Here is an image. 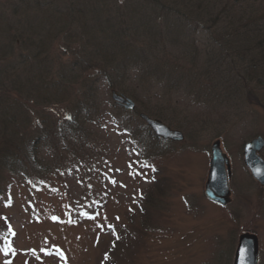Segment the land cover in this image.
Listing matches in <instances>:
<instances>
[{
	"label": "rangeland",
	"instance_id": "1",
	"mask_svg": "<svg viewBox=\"0 0 264 264\" xmlns=\"http://www.w3.org/2000/svg\"><path fill=\"white\" fill-rule=\"evenodd\" d=\"M102 1L109 20L129 25V56L161 52L155 67L130 62L113 85L101 75L111 59L103 72L63 70L87 60L88 40L62 34L69 23L54 12L72 1L0 0L11 23L0 24V98L16 114L14 145L29 151L39 140L31 163L0 174V264H234L246 233L264 264V188L243 156L264 137V0ZM42 31L45 52L31 42ZM113 90L136 111L116 105ZM140 114L184 141L157 138ZM218 141L232 165L226 207L205 196Z\"/></svg>",
	"mask_w": 264,
	"mask_h": 264
},
{
	"label": "trees",
	"instance_id": "2",
	"mask_svg": "<svg viewBox=\"0 0 264 264\" xmlns=\"http://www.w3.org/2000/svg\"><path fill=\"white\" fill-rule=\"evenodd\" d=\"M70 1H72L73 4L70 8L67 9L68 11L66 13H61L59 8L57 11L54 12L57 15H62L63 17L65 16L67 23H69L70 27L67 28L68 30L66 29L65 32H63L62 34L65 33V35L70 40L79 38L80 40H85L84 38L88 40L87 44L85 45L86 48L82 50L87 60L85 62L80 63L79 61L81 59L85 60V58L77 59V63H71L72 65L70 67L68 65L69 69L63 70H68L67 72L70 71L69 74L71 75L74 74L72 72H75L76 69L79 70L80 75L86 74V72L89 71H98V69L100 70V72H103V66L99 63H105L104 67H106V61L111 59L110 62L113 60L117 62L115 66H110L111 73H106L104 71L101 75H103L107 79V81L113 85L112 79L123 78V75L127 74V70L131 72L130 70H132L133 67H136V65H138L142 59L144 60V62L148 59L147 56L143 57L142 54L138 52H135V54H132V56L128 55V49L126 46L127 42L124 38V33L125 27L129 29V25L126 22H122L120 23V26H122V28H119L120 26L118 22L120 21V18L112 17L109 20L108 16L110 17L111 13L106 9L107 5L103 4L102 0H92V2H88L87 5L83 4V1L85 0ZM36 5H39V2H36ZM46 6L48 5L46 4ZM0 20L2 21V23L0 22L1 25L5 24V22L8 21L5 18L4 20ZM9 24L11 23L9 22ZM243 28H247L246 25H244ZM89 31H92L94 33L92 35H89ZM44 32L45 31H42V33L37 36L36 34H33L31 36L32 38L30 37L32 39L31 42H33V44L36 45L38 49H40V51L43 52H45V48L48 47L47 38L49 37L48 34ZM21 37L24 42L29 40L27 39L26 35H21ZM19 39L20 36L17 41H19ZM262 43L264 44V41ZM152 51L154 52V54L149 59L151 60V65L154 63L155 67L154 60H157L156 57L157 55H160L161 52L155 49ZM40 53L42 52H37V54ZM71 53L74 57L78 56L76 51H72ZM95 61L100 66L96 64ZM130 62L132 63L131 65L134 64L135 66L129 68ZM108 68L109 67H107V69ZM58 75L59 77L56 78L59 79V85L65 86L64 89L70 86L68 81L62 84V80L67 79V74L59 73ZM159 77L162 78V76ZM55 87L56 86L54 85H52L51 88L46 87V90L49 91V93L46 94V96L49 97L47 99H51V95L53 96V93L51 91ZM67 90H69V88H67L66 91ZM12 107L13 104L9 100L5 101L4 99L1 100L0 98V174L5 170L9 172L11 169H17V165H19V163L20 165H27L31 163L32 160L29 157V154H33V146L35 148V146L39 145V140H36L35 145H33L29 149V151L24 147L21 148V146H19L18 144L14 145V143H16L15 137H18V128L14 127L16 125L15 121L17 119L16 114L14 113L12 116L9 115L11 113ZM77 120L80 123V120ZM76 124L77 123H75L74 121L69 123V126L73 128V131H76L74 128V125ZM52 132L53 131H51L50 128L47 129L45 134L46 139L52 138L55 140L56 136ZM40 139L44 138L40 137ZM20 140L21 142H25L24 138H21Z\"/></svg>",
	"mask_w": 264,
	"mask_h": 264
},
{
	"label": "water",
	"instance_id": "3",
	"mask_svg": "<svg viewBox=\"0 0 264 264\" xmlns=\"http://www.w3.org/2000/svg\"><path fill=\"white\" fill-rule=\"evenodd\" d=\"M114 102L128 112H134L136 104L125 95L113 91ZM157 138L182 142L184 135L175 130H171L159 121L151 119L145 114L140 115ZM264 150V139L258 137L248 143L244 148V165L255 179L264 188V160L260 153ZM212 159L205 194L208 200L226 207L231 201V191L229 180L232 176L229 158L223 153L220 142H216L211 147ZM234 264H259V240L254 234H243L240 236L235 253Z\"/></svg>",
	"mask_w": 264,
	"mask_h": 264
}]
</instances>
